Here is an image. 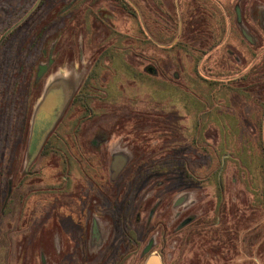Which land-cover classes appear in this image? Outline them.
Instances as JSON below:
<instances>
[{
  "label": "rangeland",
  "instance_id": "1",
  "mask_svg": "<svg viewBox=\"0 0 264 264\" xmlns=\"http://www.w3.org/2000/svg\"><path fill=\"white\" fill-rule=\"evenodd\" d=\"M68 1L46 0L38 27ZM96 1L85 4L90 12L87 28L69 36L78 45L86 43L88 54L117 55L114 70L126 69L125 64L134 71L132 98L118 101L134 106L136 161L145 151L152 165L170 164L168 173L153 169L148 180L178 184L182 196L193 201L192 213L199 215L191 226L197 235L183 233L180 252L169 250L160 261L153 247L150 255L160 264H264V0H128L129 11L120 1ZM98 9L104 19L96 25ZM69 16L72 23L78 21L74 13ZM64 21L46 29L39 50ZM31 31L22 30L17 37L30 38ZM44 61L39 56L38 66ZM11 80L0 104V171L7 164L5 175L0 173V264H47L53 243L44 216L48 212L34 215L32 201L25 200L22 217H17L21 205L14 197L15 143L7 141L5 158L1 154L5 132L7 140L18 138L20 128L14 124L16 118L21 124L25 109V79L14 92ZM32 112L29 104L25 130ZM156 123L164 125L165 135L151 136V153L141 151L145 143L139 136L160 133L153 130ZM192 126L196 148L195 141L191 145ZM130 217H145L141 205ZM201 219L213 220L214 226L196 227ZM52 239L57 243L52 254H58L62 239ZM56 261L65 260L58 255Z\"/></svg>",
  "mask_w": 264,
  "mask_h": 264
},
{
  "label": "flooded vegetation",
  "instance_id": "2",
  "mask_svg": "<svg viewBox=\"0 0 264 264\" xmlns=\"http://www.w3.org/2000/svg\"><path fill=\"white\" fill-rule=\"evenodd\" d=\"M45 1L0 0V104L5 103L8 78L12 92L21 90L25 79V109L21 124L17 118L14 124L20 132L8 140L4 133L1 153L5 158L7 141L15 143L14 197L21 205L17 217H22L25 200L32 201L34 215L48 212L44 216L53 243L47 264H145L153 247L165 261L167 251L180 252L183 233L197 235L191 226L199 215L192 213L193 201L182 196L178 184L148 180L153 169L168 173L170 164L152 165L145 151L136 161L134 106L118 101L132 98L135 73L125 64L126 69L114 70L117 55L88 54L86 43L78 45L69 36L87 28V0L68 1L38 27ZM114 1L129 11L128 0ZM72 13L78 16L74 23ZM102 13H95L96 25L104 19ZM58 20H65L61 28L66 25L67 30L58 33L62 29L56 28L47 47L39 50L40 38L43 43L46 29ZM30 28V38L17 37ZM39 56L45 57L40 66ZM147 72L155 73L150 67ZM29 104L34 112L25 130ZM153 130L160 133L139 136L145 143L141 151L149 152L151 136L165 135L164 125L156 123ZM190 130L196 148L197 134L193 126ZM3 169L5 175L7 164ZM3 181L11 184L4 176ZM140 205L145 217H130ZM201 220L196 227L214 226L213 220ZM52 235L62 239L58 254H52L57 247ZM58 255L65 261L57 262Z\"/></svg>",
  "mask_w": 264,
  "mask_h": 264
},
{
  "label": "water",
  "instance_id": "3",
  "mask_svg": "<svg viewBox=\"0 0 264 264\" xmlns=\"http://www.w3.org/2000/svg\"><path fill=\"white\" fill-rule=\"evenodd\" d=\"M152 71V70H150ZM145 264H160V261L157 256L150 255L147 260L145 261Z\"/></svg>",
  "mask_w": 264,
  "mask_h": 264
},
{
  "label": "trees",
  "instance_id": "4",
  "mask_svg": "<svg viewBox=\"0 0 264 264\" xmlns=\"http://www.w3.org/2000/svg\"><path fill=\"white\" fill-rule=\"evenodd\" d=\"M210 236V235H209Z\"/></svg>",
  "mask_w": 264,
  "mask_h": 264
}]
</instances>
